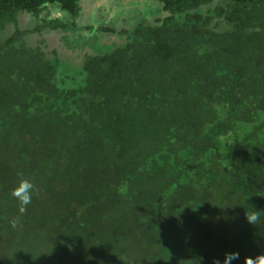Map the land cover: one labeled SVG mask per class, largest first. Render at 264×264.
I'll return each mask as SVG.
<instances>
[{
    "label": "trees",
    "instance_id": "1",
    "mask_svg": "<svg viewBox=\"0 0 264 264\" xmlns=\"http://www.w3.org/2000/svg\"><path fill=\"white\" fill-rule=\"evenodd\" d=\"M82 1L0 0V264H264V0H151L80 68L31 35Z\"/></svg>",
    "mask_w": 264,
    "mask_h": 264
},
{
    "label": "rangeland",
    "instance_id": "2",
    "mask_svg": "<svg viewBox=\"0 0 264 264\" xmlns=\"http://www.w3.org/2000/svg\"><path fill=\"white\" fill-rule=\"evenodd\" d=\"M98 3L93 7V10L96 9L99 5L102 3L106 4V8L101 7L102 9L105 8L106 10H109V12L103 11L102 14L99 15L100 17L99 21H111L113 20V28H118L119 33L112 34V35H106L103 38V41H99V39H95L94 37L90 38H69L71 41L70 43L66 42V40L59 43L60 47V54L63 56L64 61H66V64H69L70 66L74 67H83L84 64V58L87 56L94 55L95 52H98L95 44L103 45L105 50H111L117 45H123L126 36L124 32L126 30H129L130 28H133L139 23L146 22L149 24H154L155 21L158 18L163 17V7L159 2L151 1V0H88L87 3ZM136 2V3H135ZM83 6L85 7V4L83 3ZM111 8H114L112 11ZM101 9V11H102ZM203 12H207V10H203ZM97 14V13H96ZM102 21V22H103ZM69 32V31H68ZM121 32V33H120ZM92 34H89V36ZM62 37V34L60 36ZM55 42L56 39H61L54 37ZM74 40V41H72ZM74 42V43H73ZM72 44V45H71Z\"/></svg>",
    "mask_w": 264,
    "mask_h": 264
},
{
    "label": "flooded vegetation",
    "instance_id": "3",
    "mask_svg": "<svg viewBox=\"0 0 264 264\" xmlns=\"http://www.w3.org/2000/svg\"><path fill=\"white\" fill-rule=\"evenodd\" d=\"M88 0H83L85 7L84 10L86 12V16L82 17L80 21H73V19L70 17L68 13H64L61 11V9L58 7V5H54L49 9V12L46 14V16L43 18L47 22H56V26L54 29H46L43 31H39L38 29L35 30L34 33H32L31 36H47L49 35L50 37H58L60 34L62 36H68L69 38H90V37H95L98 38L99 41H103L104 36L106 35H112V34H117L119 33L118 28H113V20L111 21H99L100 17L98 18L99 11L100 14L105 11V8L107 7L106 4L102 3L99 5L96 9L93 10V7L97 5L98 3L101 2H96V3H87ZM136 3V2H135ZM102 9L101 7H104ZM54 9L60 10L64 19L67 20L68 22L61 21L56 18V14L53 13ZM102 9V11H101ZM110 10V9H109ZM109 10H106L105 12H109ZM113 11L114 8H111ZM102 12V13H101ZM97 13V14H96ZM58 23V25H57ZM35 26V27H34ZM28 27H34L38 28L37 23H33V25H28ZM69 31V32H68ZM121 33V32H120ZM89 34H92L89 36ZM103 48V45H98L97 47Z\"/></svg>",
    "mask_w": 264,
    "mask_h": 264
},
{
    "label": "clouds",
    "instance_id": "4",
    "mask_svg": "<svg viewBox=\"0 0 264 264\" xmlns=\"http://www.w3.org/2000/svg\"><path fill=\"white\" fill-rule=\"evenodd\" d=\"M20 189V192L18 194V197L21 199L22 204L27 205L31 202V195H32V189L33 185L31 181L29 180H21L20 185L18 186ZM15 194V193H14ZM23 211V209H21ZM257 220V216L255 214H252L250 216H247V221L252 224ZM237 254L232 253L228 254L226 256V264H230V260L235 258ZM216 264H219V261L216 262Z\"/></svg>",
    "mask_w": 264,
    "mask_h": 264
},
{
    "label": "water",
    "instance_id": "5",
    "mask_svg": "<svg viewBox=\"0 0 264 264\" xmlns=\"http://www.w3.org/2000/svg\"><path fill=\"white\" fill-rule=\"evenodd\" d=\"M53 13L56 14L57 19L64 21V22H68L67 20L64 19L60 10L54 9Z\"/></svg>",
    "mask_w": 264,
    "mask_h": 264
}]
</instances>
